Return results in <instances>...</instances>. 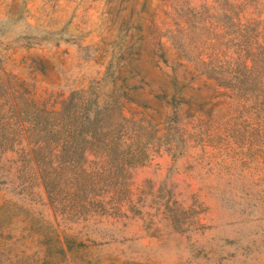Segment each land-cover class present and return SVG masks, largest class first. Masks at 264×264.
<instances>
[{
  "label": "rangeland",
  "instance_id": "rangeland-1",
  "mask_svg": "<svg viewBox=\"0 0 264 264\" xmlns=\"http://www.w3.org/2000/svg\"><path fill=\"white\" fill-rule=\"evenodd\" d=\"M0 264H264V0H0Z\"/></svg>",
  "mask_w": 264,
  "mask_h": 264
}]
</instances>
